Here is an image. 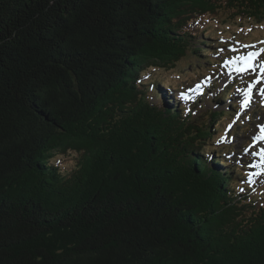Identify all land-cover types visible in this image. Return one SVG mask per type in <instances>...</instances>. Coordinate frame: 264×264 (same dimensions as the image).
Segmentation results:
<instances>
[{
    "label": "trees",
    "instance_id": "16d2710c",
    "mask_svg": "<svg viewBox=\"0 0 264 264\" xmlns=\"http://www.w3.org/2000/svg\"><path fill=\"white\" fill-rule=\"evenodd\" d=\"M219 15L257 28L264 0H0V264H264V184L212 136L228 113L152 73L208 59L189 27Z\"/></svg>",
    "mask_w": 264,
    "mask_h": 264
},
{
    "label": "rangeland",
    "instance_id": "374dc122",
    "mask_svg": "<svg viewBox=\"0 0 264 264\" xmlns=\"http://www.w3.org/2000/svg\"><path fill=\"white\" fill-rule=\"evenodd\" d=\"M241 25L246 26L247 24L243 23ZM189 30L193 34L198 35V40H197L198 49L200 51H202L203 54L208 57V59L203 58V60H201L200 64H199V60H197V61L194 60V62L193 61L192 62L182 61L180 64L177 65L176 69H174L171 72H167V73H161V72L156 73V72L152 71V73L154 74V77H157V78L161 77L163 79H167V81L170 82L172 86H175V88H176L175 91L181 90V89L185 90V89L190 88V86H192L194 83H196L205 74H213V77H215L216 73H218L217 68H218V63L220 60H218L217 58H218V56H220L219 54H221V53L224 54V57H223L224 60H226L227 57L228 58L232 57V56L229 57L228 52L225 48V45L234 44L235 42H239L241 44H246L248 41L258 40L260 35L264 34V29L261 30V29H257V28H254L253 31L248 30L246 32H244V31L242 32L240 30L239 23H232V22L225 23L223 21V17L220 15L217 18H212V17H208L206 19L200 18L190 25ZM221 36H223L225 38H229L228 40H226L227 41L226 44H223L219 41V40H221L220 39ZM209 38H212L214 41H208ZM204 42H207V44H210L212 47L205 48V46L202 45V43H204ZM257 52H259V51H257ZM212 55H213V57H211ZM263 59H264V57L262 58V60ZM187 60H189V61L192 60V57L189 55V59H187ZM209 62H213L212 65H210ZM196 64H199V65H196ZM249 70L251 71V69H249ZM258 73H260L259 70L256 71V74H258ZM250 79H251V81L254 79L253 74H250ZM149 81L150 80L143 81V82L146 84ZM221 82L222 81H220V82L215 81L214 92L212 93V95L209 94L210 96L215 97L216 94L221 93V91L226 89L224 86L221 85ZM231 84L232 83H230V85ZM234 85H235V83H234ZM244 87H245V85H243L240 88V92H238L239 96L241 94L242 88H244ZM217 88H219V89H217ZM230 89L235 90L234 87L230 88ZM261 90H262L261 88H256V93H261L262 92ZM235 93H236V90H235ZM161 94H162V92H161ZM169 96H170V93H167L166 97H169ZM175 100H176L175 102L178 103V99L176 98ZM261 100H264V93L261 96V98H259V102H261ZM203 101L205 102V103L201 104V106H203V107L197 108L196 110H194V113L197 111L196 112V114H197V113L204 112L206 110H215V111L220 112L221 110H227V108H229L230 105L232 103H234V100H226V101H222L219 103H214L210 99L208 100L207 97L205 99H203ZM155 102H157V101H155ZM163 102L168 103V100L166 98H164ZM171 106H174V105L172 104ZM255 106L256 105H254L253 102L251 101L247 108L242 109V111H244L243 114L240 116V119L243 120V121L241 120V123H240L242 125V127H240V128L235 127L232 131V135H237L235 145L231 147L233 149V152L237 151L236 149L241 150V148L248 145L250 143V140H252L253 136L257 133V131H256L257 124H259V122H264V119L261 121L258 120L259 117L264 118V108H262V104L260 105L261 109H258L256 114L253 116V118L251 120H248L247 114H250V113L253 114ZM235 114L236 113H232V115H235ZM225 121H224V123H225ZM224 123H223V125H224ZM230 123H232V124L234 123L233 119ZM215 129H217L216 133L212 134V136L214 138H216V136L219 134V132L222 130V128L220 129L219 127H215ZM234 131H235V133H234ZM243 132H244V134H242ZM217 142L218 141L216 140L215 143L217 144ZM224 151L227 153L228 147ZM51 153H52L51 158L47 161V164L55 165L58 169L59 175L66 176L72 170H74L76 168V159H77L76 154L71 153V154H68L66 156H62L59 153H55L54 151H51ZM212 154H214V153H212ZM207 156H209V155H206V158H207ZM232 157H233V154L231 153L230 154L231 160H229L231 162V164L237 165V162L238 161L240 162V159H242V158L238 157V159L232 160ZM247 157H249V156H247ZM226 159L228 160L227 156H226ZM208 160H210V159H207V161ZM241 163L243 164V159L241 160ZM247 163L249 165H253V161L251 159H248ZM220 170H225V168H220Z\"/></svg>",
    "mask_w": 264,
    "mask_h": 264
},
{
    "label": "snow or ice",
    "instance_id": "6c2138e0",
    "mask_svg": "<svg viewBox=\"0 0 264 264\" xmlns=\"http://www.w3.org/2000/svg\"><path fill=\"white\" fill-rule=\"evenodd\" d=\"M262 43H264V41H262ZM233 51H235V49H233ZM261 53H264V49H261L259 52H250V53H248L247 56L238 57L237 59L243 62L244 67L237 68L236 70L243 72V71H247V70L251 69L253 72H255L256 68L254 66L253 61L257 57H259L261 55ZM259 71H260V75L257 76L256 80H255V84H257V85L261 83L262 79H264V62H262L260 64ZM237 91H240V90L238 89ZM251 91H252L251 87L244 90V92H243L244 99L241 102V108L242 109H245L249 106V104L251 102ZM261 91H262V93H264V89H262ZM229 127H231V125H229ZM260 132H261V135L259 137H257V139H264V125H262L260 127ZM222 139H223V137H221V140ZM259 154L261 155L262 159H264V149H261ZM241 191H243V189H241Z\"/></svg>",
    "mask_w": 264,
    "mask_h": 264
},
{
    "label": "bare ground",
    "instance_id": "6f19581e",
    "mask_svg": "<svg viewBox=\"0 0 264 264\" xmlns=\"http://www.w3.org/2000/svg\"><path fill=\"white\" fill-rule=\"evenodd\" d=\"M229 95H230V93H229ZM205 97V96H204ZM221 134H222V132H221Z\"/></svg>",
    "mask_w": 264,
    "mask_h": 264
}]
</instances>
